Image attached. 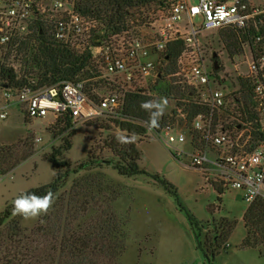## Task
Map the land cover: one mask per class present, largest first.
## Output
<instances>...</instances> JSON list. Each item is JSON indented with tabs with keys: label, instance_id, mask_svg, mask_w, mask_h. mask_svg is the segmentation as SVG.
<instances>
[{
	"label": "trees",
	"instance_id": "trees-1",
	"mask_svg": "<svg viewBox=\"0 0 264 264\" xmlns=\"http://www.w3.org/2000/svg\"><path fill=\"white\" fill-rule=\"evenodd\" d=\"M168 7L169 0H85L78 10L82 15L95 20L98 32L107 37L129 30L143 9L166 10ZM221 30V43L231 56L241 54L245 46L251 55L264 54V18L250 20L243 29L226 27ZM257 38L261 39L258 43ZM181 50L182 42L167 45L164 55L168 61L167 71L173 72ZM100 76L89 51L77 52L56 42L40 24L4 55H0V85L8 88L28 86L32 90H39L63 82H83V92L92 102L97 103L101 97L118 88L116 84ZM251 86L248 79L238 78L236 94L239 97H234L233 106H225L214 116L215 126L229 128L224 116L236 114L235 118L249 129L248 151L264 144V133L259 131L260 120L251 109ZM146 91L136 89L126 93L123 109L125 121L104 119L107 120L108 127L94 125L100 131L116 129L121 133L119 136H108L103 143L105 150L110 152L109 159L96 157L91 149L87 159L75 165L65 160V153L71 148L74 134L72 117L68 113L58 117L47 129L53 140H61L60 146L52 147L43 157L51 165L52 181L21 194L35 193L42 196L52 191L54 204L47 215L37 218L31 229L21 226L22 216L13 215L15 198L5 205L0 212V264H119V258L125 250L127 217L115 210L118 192L109 186L101 171L103 167L111 166L124 177L149 174L139 166L141 153L136 144L133 141L122 143L118 137L141 140L145 128L136 122L153 127L150 121L151 112L141 107L144 102H159V99L166 98L173 100L175 106H182L181 100L187 101L183 107L185 124L180 120L176 122L171 117L174 113L172 112L160 116L156 128L177 123L179 127L185 125L184 128L188 130L199 114L205 115L209 112L208 107L195 98L192 88L182 87L174 81L154 87V95ZM232 109L233 112L230 113ZM33 140L34 136L27 134L14 145L0 146V175L11 173L16 166L33 156ZM95 171L99 173L84 176ZM77 176L79 178L68 187L69 180ZM150 177L169 193H174V188L165 179L158 175ZM242 221L246 234L241 247L262 253L264 199H256L249 205ZM231 230V225H220L219 229H214V239H205L207 248L203 252L206 257L209 253L215 254Z\"/></svg>",
	"mask_w": 264,
	"mask_h": 264
},
{
	"label": "built area",
	"instance_id": "built-area-1",
	"mask_svg": "<svg viewBox=\"0 0 264 264\" xmlns=\"http://www.w3.org/2000/svg\"><path fill=\"white\" fill-rule=\"evenodd\" d=\"M85 0H0V55L27 37L37 24L42 25L56 41L77 52L89 51L102 79L118 84L95 103L83 92V82H63L32 90L28 86L2 89L0 125L9 118V110L19 107L26 118H42L53 113L57 118L68 113L73 125L97 118L123 122L125 95L136 89L156 88L174 81L182 87L203 91L201 103L209 112L199 114L186 130L185 125L167 124L160 128L137 123L145 128V139H158L176 157L187 156L192 168L207 175L217 188L230 187L242 192L247 206L264 199V144L251 151L249 129L240 125L225 128L214 125V116L226 106L229 94L220 88L222 80L208 66L200 37L206 31L226 27L243 29L254 18H264V3L251 5L245 0H169V7L160 18L152 35L136 36L131 29L104 37L95 20L82 15L78 8ZM200 16L196 28L192 20ZM185 17L187 24L180 26ZM99 41V45L95 43ZM261 39L257 38L256 43ZM182 42V50L173 72L167 71L164 58L170 43ZM250 54V53H249ZM251 83V109L260 120L264 133V54L251 55L247 61ZM182 106H174L173 118L186 119ZM188 137L190 141L188 142ZM41 138L34 136V143ZM189 143L190 151L183 147ZM11 175V173L7 174ZM6 176V175H5ZM4 176L0 175V179Z\"/></svg>",
	"mask_w": 264,
	"mask_h": 264
},
{
	"label": "rangeland",
	"instance_id": "rangeland-1",
	"mask_svg": "<svg viewBox=\"0 0 264 264\" xmlns=\"http://www.w3.org/2000/svg\"><path fill=\"white\" fill-rule=\"evenodd\" d=\"M187 2L188 5L198 4V0ZM249 2L252 5H262L264 0ZM162 14L165 15V12L158 8L141 10V15L136 16V22L130 28L131 32L143 38L152 35L160 24ZM192 22L196 28H200L202 18L197 16ZM186 24L187 20L183 17L180 26ZM221 34L222 30L206 31L200 40L209 67L213 66V55H217V76L222 80L220 88L224 87L226 94H229L226 106H233L234 97H239L236 94L238 78L248 75L247 61L250 54L245 46L241 54L231 56L221 43ZM116 86L120 88L118 84ZM154 87L148 85L146 92L154 95ZM193 90L195 98L201 101L203 91ZM163 99H159V102ZM167 101L163 115L172 113L175 106L173 100ZM3 103L0 88V105ZM232 112L233 109L230 113ZM235 115H225L226 124L232 127L238 124L241 129H248ZM56 119L53 113H48L42 118L28 119L22 109L12 107L8 120L1 123L0 146L14 145L27 134L40 137L41 142L35 144L34 140L31 141L33 156L16 166L10 176L6 175L0 179V212L19 194L52 181L51 165L43 157L52 147L61 145V140H53L47 130ZM173 119L186 123V120L181 118ZM98 124L108 127L107 120L104 119L73 126L71 148L64 156L66 161L72 165L82 162L87 159L91 149L96 157H111L103 143L108 136H119L121 133L116 129L100 131L94 126ZM132 141L141 153L139 166L149 176H120L111 166H105L101 171L105 174L109 186L118 192L115 210L127 217L125 250L119 258V264H264V251L259 253L258 250L241 247L246 234L242 217L248 207L242 199L241 191L224 187L218 192L220 189L213 185L207 175L192 168L187 156L176 157L158 139L142 137L141 140L134 138ZM188 146L189 143L183 148L190 151ZM97 173L99 172L95 171L83 175L86 177ZM153 175H158L171 184L174 193H169L163 186L155 183L150 177ZM78 178L72 177L68 187ZM37 218H23L21 226L31 229L35 226ZM220 225H231L232 230L215 254L209 253L206 257L203 252L207 248L205 239H214V229H219Z\"/></svg>",
	"mask_w": 264,
	"mask_h": 264
},
{
	"label": "clouds",
	"instance_id": "clouds-1",
	"mask_svg": "<svg viewBox=\"0 0 264 264\" xmlns=\"http://www.w3.org/2000/svg\"><path fill=\"white\" fill-rule=\"evenodd\" d=\"M167 103V99H163L162 102L150 101L141 104L143 109L151 112L150 121L153 127L157 126V121L159 117L163 115ZM153 109H155V111H151ZM118 140L122 143L132 142V140L123 136L118 137ZM53 204L54 193L52 191H48L42 196L35 193H24L14 199L13 215H20L26 220L35 219L41 215H47Z\"/></svg>",
	"mask_w": 264,
	"mask_h": 264
},
{
	"label": "water",
	"instance_id": "water-1",
	"mask_svg": "<svg viewBox=\"0 0 264 264\" xmlns=\"http://www.w3.org/2000/svg\"><path fill=\"white\" fill-rule=\"evenodd\" d=\"M95 45H99V41H97L95 43ZM216 57H217V55H213V59H214L213 67H214L215 70L217 69V62L215 61ZM0 88L4 89V88H6V85H0Z\"/></svg>",
	"mask_w": 264,
	"mask_h": 264
},
{
	"label": "crops",
	"instance_id": "crops-1",
	"mask_svg": "<svg viewBox=\"0 0 264 264\" xmlns=\"http://www.w3.org/2000/svg\"><path fill=\"white\" fill-rule=\"evenodd\" d=\"M247 2H249V0H247ZM249 4H250V2H249ZM251 5H252V3H251ZM213 69H214V67H213ZM215 70V69H214ZM216 72H217V69L215 70Z\"/></svg>",
	"mask_w": 264,
	"mask_h": 264
}]
</instances>
